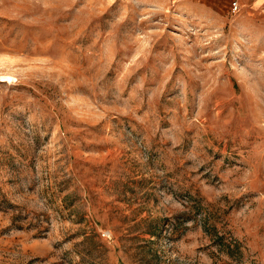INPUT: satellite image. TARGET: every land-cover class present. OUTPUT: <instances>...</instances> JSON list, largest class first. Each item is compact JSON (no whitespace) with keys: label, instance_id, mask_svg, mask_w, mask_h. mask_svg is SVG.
I'll return each mask as SVG.
<instances>
[{"label":"rangeland","instance_id":"1","mask_svg":"<svg viewBox=\"0 0 264 264\" xmlns=\"http://www.w3.org/2000/svg\"><path fill=\"white\" fill-rule=\"evenodd\" d=\"M0 0V264H264V10Z\"/></svg>","mask_w":264,"mask_h":264},{"label":"crops","instance_id":"2","mask_svg":"<svg viewBox=\"0 0 264 264\" xmlns=\"http://www.w3.org/2000/svg\"><path fill=\"white\" fill-rule=\"evenodd\" d=\"M181 1L183 8L191 12L192 15L197 11H205L210 16L215 17L218 14H221V11H229L230 1L231 0H175ZM240 4H248L250 8L258 10L259 8L264 10V0H237Z\"/></svg>","mask_w":264,"mask_h":264},{"label":"built area","instance_id":"3","mask_svg":"<svg viewBox=\"0 0 264 264\" xmlns=\"http://www.w3.org/2000/svg\"><path fill=\"white\" fill-rule=\"evenodd\" d=\"M229 8H230V11H231V12H237V11H239L240 8H239V3H238V1H237V0H231V1H230V6H229Z\"/></svg>","mask_w":264,"mask_h":264}]
</instances>
